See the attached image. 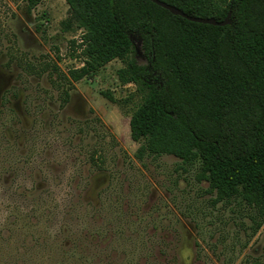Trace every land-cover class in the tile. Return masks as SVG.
I'll return each mask as SVG.
<instances>
[{"label":"rangeland","instance_id":"374dc122","mask_svg":"<svg viewBox=\"0 0 264 264\" xmlns=\"http://www.w3.org/2000/svg\"><path fill=\"white\" fill-rule=\"evenodd\" d=\"M25 7L0 0V264H47L49 241L56 264H264L251 208L215 201L172 154L135 155L138 95L120 59L80 80L59 74L83 61L66 0ZM139 45L129 55L144 62Z\"/></svg>","mask_w":264,"mask_h":264},{"label":"trees","instance_id":"16d2710c","mask_svg":"<svg viewBox=\"0 0 264 264\" xmlns=\"http://www.w3.org/2000/svg\"><path fill=\"white\" fill-rule=\"evenodd\" d=\"M25 1L29 11L41 0ZM164 1L217 20L230 10V21L190 20L153 0H66L64 27L81 28L76 46L83 61L59 74L80 80L120 59L117 76L134 83L138 95L128 119L129 135L139 142L135 155L167 153L195 166L215 201L252 209L254 233L264 222V0ZM134 36L144 62L129 55ZM42 250V263L56 264L51 241Z\"/></svg>","mask_w":264,"mask_h":264},{"label":"water","instance_id":"95a60500","mask_svg":"<svg viewBox=\"0 0 264 264\" xmlns=\"http://www.w3.org/2000/svg\"><path fill=\"white\" fill-rule=\"evenodd\" d=\"M153 1L166 7L171 13L179 14L181 16L189 18L190 20L206 22V23H211V24H226V23H229L230 21L229 19L230 10L227 11V13L224 15L222 19L217 20L213 16H196V15H191L189 13L187 14L186 12L182 11L181 8L177 7L174 4L166 2L164 0H153Z\"/></svg>","mask_w":264,"mask_h":264},{"label":"flooded vegetation","instance_id":"af4514ba","mask_svg":"<svg viewBox=\"0 0 264 264\" xmlns=\"http://www.w3.org/2000/svg\"><path fill=\"white\" fill-rule=\"evenodd\" d=\"M67 93L66 90L64 91V94Z\"/></svg>","mask_w":264,"mask_h":264}]
</instances>
